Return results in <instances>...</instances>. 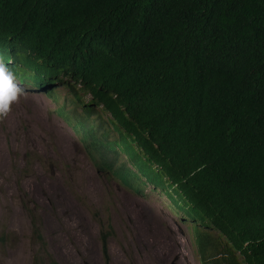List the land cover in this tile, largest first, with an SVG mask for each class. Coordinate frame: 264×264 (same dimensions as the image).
<instances>
[{
    "label": "trees",
    "instance_id": "obj_1",
    "mask_svg": "<svg viewBox=\"0 0 264 264\" xmlns=\"http://www.w3.org/2000/svg\"><path fill=\"white\" fill-rule=\"evenodd\" d=\"M0 25L53 50L32 67L81 79L146 173L211 207L242 254L225 264H264V0H0ZM29 213L34 262L59 264Z\"/></svg>",
    "mask_w": 264,
    "mask_h": 264
},
{
    "label": "rangeland",
    "instance_id": "obj_2",
    "mask_svg": "<svg viewBox=\"0 0 264 264\" xmlns=\"http://www.w3.org/2000/svg\"><path fill=\"white\" fill-rule=\"evenodd\" d=\"M55 107L31 90L0 122V264H36L31 208L59 264H201L192 229L159 210L151 190L137 195L96 173Z\"/></svg>",
    "mask_w": 264,
    "mask_h": 264
},
{
    "label": "clouds",
    "instance_id": "obj_3",
    "mask_svg": "<svg viewBox=\"0 0 264 264\" xmlns=\"http://www.w3.org/2000/svg\"><path fill=\"white\" fill-rule=\"evenodd\" d=\"M52 51L26 39L19 30L0 25V122L7 119L13 106L19 104L31 90L43 94L56 105L51 110L61 116L81 139L80 145L91 159L96 173L103 177H115L137 195L149 197L151 190L159 210L171 216L177 226L184 224L192 229L201 264H225L229 257L241 261L242 254L233 247L232 240L215 226L211 207L204 212L197 211L167 173L159 177L146 173L138 160V154L143 157L142 149L137 144H126L115 122L109 123L106 116L108 110L100 104L94 107L96 109H88L92 106L91 95L80 89L81 79L75 80L63 70L47 65L39 69L32 67L33 57L40 62ZM27 98L35 100L34 97ZM36 102L39 103V100L36 99ZM52 126L60 132L57 124L52 123ZM121 153L126 159L119 161ZM147 186L151 189L145 190ZM197 235H200L201 241Z\"/></svg>",
    "mask_w": 264,
    "mask_h": 264
}]
</instances>
